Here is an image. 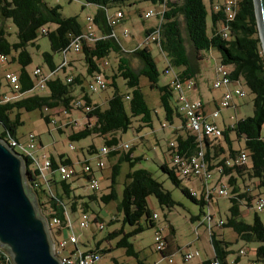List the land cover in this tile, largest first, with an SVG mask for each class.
Here are the masks:
<instances>
[{"label":"trees","instance_id":"trees-1","mask_svg":"<svg viewBox=\"0 0 264 264\" xmlns=\"http://www.w3.org/2000/svg\"><path fill=\"white\" fill-rule=\"evenodd\" d=\"M86 4L98 6V11L94 15L96 30L101 31V36L93 43H84L80 53L86 66L87 74L94 76L102 73L108 80V86L114 88V93L107 99V107L102 108L99 103L93 101L90 94L85 91L82 85L81 74L66 73L65 78L59 75L60 67L54 63L53 54L44 52L43 57L49 66V72L53 76L47 81L44 93H34L25 96L26 92L35 89L34 77L28 70L33 59L28 50V45H36V40L40 34L47 35L53 52H67L72 39L84 30L77 16L66 17L61 12V5H50L47 0H0V56L11 57L10 63L19 65V75L22 95L14 100L0 103V137L9 141L17 138V131L25 121L24 112L34 110L41 111V116L47 123H52L50 111L62 106L71 112L74 109L85 113L87 121L85 126L70 134L71 140H81L92 135L103 139V145L116 146L108 154L112 159L118 156L112 164L111 184L108 191L98 196L96 194L82 195L76 192L72 181L56 179L54 174L60 165H73L72 160L61 154L58 159L51 157L52 171L46 182H42L38 187H34V182L39 179V171L30 170L33 159L24 156L27 172L30 179V186L36 196L40 211L50 222L54 217L61 220L56 226L57 234H61L65 228V211H77L79 208L87 212L90 208V201H101L109 203L118 200L117 190L118 178L121 174L123 162H128L130 170L125 175L122 197L117 203V210L123 216V223L135 226L132 231L125 232L123 228L109 232L106 240L120 237L116 247L126 249L128 255H136L130 237L144 230L141 220H145L147 227L156 225L154 212L149 205V198L155 197L159 205L171 209L177 202L172 193L167 190L163 183L159 181L151 171L145 168L134 169L141 157H134L131 148L120 147L122 144L118 132H126L133 126V119L136 118L140 125L137 131L144 127L154 128V113L142 89L141 77L148 79V86L151 90L159 91L160 107L164 119L170 124L175 118L181 121V127L175 129L177 149L185 155H192L199 149V142L195 134H192L186 124V118L179 110L176 99V92L170 82L160 84V72L156 61L152 55L151 48L137 46L131 50H125L116 36L111 35L114 26L109 23V9L121 7L126 3L148 1L155 5L165 6L164 12L158 14L160 23L157 27L147 28L145 35L160 31L159 48L169 60L170 67L178 71L182 80L194 79L200 72V64L192 60L182 29L181 18L187 32L189 41L195 53H200L199 58L203 59L202 51L217 50L219 52L218 61L231 68L233 79L244 80L250 91L253 93V114L239 118L233 124H225L222 127V136L215 140L205 137V160L209 163L211 170H216L219 175L218 182H225L231 188V201L229 214L220 227L232 228L238 238L245 242H258L256 248L255 261L264 264V224L260 216L255 213L252 223L247 222L242 217L241 205L252 206L254 198L259 195L254 194V190L264 188V136L262 128L264 126V51L259 34V26L256 16L254 0H237L233 7V16L225 11L226 0H210L211 8L208 11L205 0H84ZM221 4L219 10H215L214 4ZM208 16L211 18V29L208 30ZM10 19L17 27V41L11 42L7 37L4 21ZM51 25L55 27L50 28ZM226 34V35H225ZM115 52L118 56L117 66L111 74L106 73L101 68V62ZM136 56L141 61V67L137 71L131 64V57ZM7 61V60H6ZM73 65L68 59L67 67ZM168 69V67H167ZM166 69V70H167ZM165 70V72H166ZM68 76H72L71 82L67 81ZM122 78L125 84L131 89L129 93H121L118 79ZM7 85H9L7 83ZM80 86L81 90L77 92ZM0 81V97L6 92L2 91ZM11 89V88H10ZM81 99L91 105V110L86 112L82 107L75 105L76 100ZM49 111L50 113H45ZM57 115L59 113H56ZM62 131L61 125H56ZM165 127L166 124L162 123ZM183 131L184 134L181 132ZM18 139V138H17ZM244 141V147L234 148L233 142ZM171 142V141H170ZM167 147L172 154L174 149L171 145ZM102 145V146H103ZM100 148L92 143L86 151V158L95 155ZM129 151H126V150ZM247 151L248 162L234 163L227 165V159L235 160L242 152ZM172 163L173 160L171 159ZM162 170L168 173L169 177L177 186H181L178 176L177 166L173 163L170 167L167 162L161 164ZM187 178V177H185ZM81 179V178H76ZM190 179V178H188ZM192 180V179H190ZM250 189V190H249ZM185 195L198 203L201 207L211 208V202L203 197L197 198L191 194L187 187H182ZM87 198V199H86ZM213 200V199H212ZM205 215V212H201ZM96 219H100L95 213ZM200 219V215H192L191 221ZM116 219H112L111 223ZM213 220V218H212ZM53 230V227H50ZM174 233V229H172ZM52 236L56 238L53 235ZM211 244L214 255L210 259L204 260V264H211L218 260L220 264H229L228 254L230 242L226 241L222 235L213 231L210 226ZM172 236L166 239L165 247L159 250L164 258L171 257L177 250V245L172 240ZM114 247H100V242L96 244V249L87 252L99 251L105 253L113 250ZM6 250L0 247V264H12L5 256ZM241 256L236 260L239 261Z\"/></svg>","mask_w":264,"mask_h":264},{"label":"rangeland","instance_id":"rangeland-1","mask_svg":"<svg viewBox=\"0 0 264 264\" xmlns=\"http://www.w3.org/2000/svg\"><path fill=\"white\" fill-rule=\"evenodd\" d=\"M50 5H61V12L63 16H77L79 22L86 27L88 25V16H94L98 11V6L94 4H86L84 0H47ZM210 11V0H205ZM161 9L160 5H155L148 1H140L133 3L123 4L121 7H112L109 9L110 15L116 14L118 10L123 11L124 16L122 20L114 26V30L118 40L125 50H131L141 45L145 38V30L147 28L157 27L160 23L158 17V11ZM148 11H154V14L149 18H145L144 14ZM160 14V13H159ZM183 34L185 37L186 45L189 54L196 64H200V72L197 74L196 80L199 83V88L196 92L187 91L188 96L192 98H204L208 100L209 111L212 112L217 109L219 103L216 104L214 99H221L224 95V88H213V82L216 78L215 67L218 62L219 52L217 50L202 51L203 59H200V53H195L192 44L188 39L187 32L181 18ZM4 27L7 31V37L11 42L17 41V27L10 19L4 21ZM55 26L51 25L53 29ZM211 29V18L208 16V30ZM98 37L101 36V31L96 30ZM127 32V35L124 33ZM152 55L156 61L158 70L160 72V84L169 83L172 79V71L165 72L168 66V61L165 54L160 50L159 46L155 43L150 46ZM28 50L32 55V63L28 67L29 72L37 66H40L44 72L49 71V66L45 62L43 53L51 52L53 54L54 63L60 66L64 61V54L61 52H53L51 44L47 35L40 34L36 40V45L29 44ZM67 58L72 61L73 65L67 67L66 72L59 70V75L65 78L66 73L81 74L83 78V86L90 96L99 103L102 108L107 107V99L114 93V88L108 86L106 89H100L96 92L90 91L89 82L93 79V76L87 74L86 66L83 60L82 53L74 52L73 50L67 52ZM11 57H7V61L0 60V81L2 83V91H10V86L7 85L5 75L7 72L15 71L19 67L17 63H10ZM118 56L115 52H111L101 62V68L108 74L113 72V69L117 66ZM131 64L137 71L141 67V61L138 57H131ZM36 80V78H34ZM121 93H129L131 89L125 84L122 78L118 79ZM142 89L146 95L149 105L157 111L154 113V128L144 127L140 131H137V127L140 122L134 118L133 126L126 132H118L117 136L120 139L121 144H128L131 148L134 157H141V160L136 164L134 169L145 168L153 173V175L163 183L164 187L172 193L173 198L177 204L168 209L162 207L157 202L156 198L151 196L149 198V205L154 213L157 214L156 225L154 227H147L145 220L142 219L141 223L144 225V230L140 233L129 238L133 243L136 255H128L125 248L116 247L117 241L120 237L112 240H106V236L109 232L116 229L123 228L125 232L132 231L135 226L124 224L123 216L117 210V203L122 197L123 184L125 181V175L130 170L128 162H123L121 174L118 178L117 190L119 192L118 200H113L109 203H103L101 201H90V208L88 213L90 215L99 214L100 220L104 222L105 228L100 230L95 223H91L88 227L82 229L80 227V219L82 216V209L72 212L69 210L73 228L67 231L57 234L56 228L53 226V235L56 239H63L67 235L76 234L79 238L77 247L80 251H89L96 249V244L100 242L101 249L114 247L113 250L100 253L101 260L99 264H203V261L207 257H212L214 251L211 244L209 223H212L213 231L219 235H222L224 239L231 244L229 249L232 250L228 254L229 264H250L256 259V248L259 246L258 242H245L238 238L237 233L229 227L217 226V221L222 218L226 220L229 214V207L231 205L230 198L228 196H215L211 202V208L205 206L201 207L198 203L194 202L191 198L185 195L182 191V187H187L189 190L200 191V182L197 179H188L178 174L181 180V186H177L173 180L169 177L161 168V164L167 162L170 167H173L171 161L172 154L168 151L167 147L170 141H174L176 134L175 129L181 126L179 118H175V122L170 124L164 119L162 109L160 107L159 91L151 90L148 86V79L144 76L141 77ZM80 86L76 89L77 92L81 90ZM246 95L244 97H235V105L240 109L236 111V106L223 109L220 117L217 119V123L220 127H224L225 124H233L239 118L247 117L253 114V98L254 95L246 85L245 81L241 80V85ZM47 89L40 90L35 88L32 91L26 92L25 96L33 95L34 93H44ZM202 95V96H201ZM220 102V101H219ZM62 109V106L54 109V112H58ZM45 113H50L45 111ZM52 113V112H51ZM50 113V114H51ZM53 114V113H52ZM53 116V115H52ZM59 124L62 127L60 131L53 123H47L41 116V111L34 110L30 112H24L23 119L25 123L18 128L17 138L21 143L28 145V136L30 133L36 136V147H28L29 152H33L37 161L43 162L46 157H53L58 159L61 154L69 157L77 169H81V161L85 160L87 147L94 143L97 148H101L103 145V139L96 135L89 136L81 140H71L70 134L73 131L82 129L85 126L87 118L85 113L80 110L74 109L67 116L54 114ZM68 117L71 119L67 122ZM162 123L166 126L163 127ZM58 124V125H59ZM1 130V127H0ZM262 135L264 136V126L262 128ZM234 148L244 147V141L233 142ZM17 151L22 150L21 146L16 147ZM126 151H129L128 149ZM95 156V155H94ZM94 156L91 157V162H95ZM118 156H114L112 159L106 157V165L102 170L96 171V177L99 180V189L93 190L85 187L87 185V179L72 178L69 181L73 182V187L76 188V192L82 195L96 194L98 196L108 191V186L111 184L112 164L117 160ZM250 164V162H248ZM37 164L30 165V170L34 171ZM56 179H61V174L57 171L54 174ZM219 175L215 173L216 181ZM226 182L227 178L222 179ZM213 181V183H214ZM255 195H259L264 200V188L254 190ZM87 199V198H86ZM258 198H254L252 206L248 207L244 204L241 205L242 217L247 222L252 223L255 213H257L264 224V209H257ZM202 210L205 212L203 215ZM192 215H200V219L191 221ZM207 215H212L213 220L210 222ZM116 220L111 223L112 218ZM204 221L205 223H202ZM174 229V233H172ZM160 230V234L163 236L166 242L167 238L173 237L172 240L177 245V252L171 257L164 258L159 250L156 248V236ZM191 245L193 250H198L199 255L195 256L190 261H185L181 249ZM73 244H69L67 250L62 254L66 255L71 249H74ZM240 250H245L246 255H242L240 261L236 260L239 257ZM169 258L172 261H169ZM260 264V263H258Z\"/></svg>","mask_w":264,"mask_h":264},{"label":"built area","instance_id":"built-area-1","mask_svg":"<svg viewBox=\"0 0 264 264\" xmlns=\"http://www.w3.org/2000/svg\"><path fill=\"white\" fill-rule=\"evenodd\" d=\"M237 0H226L224 3L225 11L229 14V17L233 16V7L235 6ZM215 10H219L221 8V4H214ZM165 6H161V9L158 11V14L164 12ZM154 14V11H148L144 14L145 18H149ZM124 16L123 11L118 10L116 14L110 15L109 13V23L115 26L118 24ZM88 25L84 27L82 33L78 34L72 39V42L67 49L68 51L73 50L74 52L80 53L84 43H93L99 37L96 32L95 24H94V16H88ZM161 21V20H160ZM127 35V32L124 33ZM111 35L116 36L115 30ZM226 35V34H225ZM117 37V36H116ZM160 39V31L157 29L154 33L145 36L140 46L150 47L151 44L155 43L159 44ZM67 52L64 56V61L59 66V69L64 70L67 66L68 58ZM167 59V58H166ZM1 61H6L7 58L3 55L0 56ZM168 61V69L166 72L172 71V79L170 84L174 91L176 92V99L179 105V110L186 118V124L188 130L195 134L197 141L199 142V149L196 153L192 155H185L180 153L176 148L177 144L175 141H171L170 145L174 148L172 150V160L173 163L177 166V170L179 175L183 177H187L190 179H197L200 182V191L191 190V194L197 198L203 197L205 200L212 202V199L216 196H230L231 188L225 182H218L217 180L213 183L215 179L216 170H211L209 168V163L205 160V147H204V139L205 137L210 140H215L222 136V127L216 122V120L220 117L221 111L226 108H230L235 106L234 98L235 97H244L246 92L241 85V80L233 79L231 76V68L227 65L222 64L221 62H217L215 67L216 70V78L213 82V88L219 89L224 88V95L219 102V106L216 110L212 112H208L206 110V105L204 101L200 98H192L188 96L187 91L193 90L196 87V81L194 79L182 80L179 78L178 71L172 67H170L169 60ZM31 75L36 78L35 80V88L40 90L46 89L47 81L53 76V72H44L40 66H37L30 72ZM5 79L10 86V91L4 92L0 97L1 102H7L14 99L19 98L22 93L20 75L18 72L10 71L5 75ZM73 80L72 76H68L67 81L71 82ZM108 87V80L102 73H97L93 76V79L89 82V90L92 92H96L100 89H106ZM75 105L78 107H82L84 111L88 112L91 110V105L87 104L85 101L78 99L75 102ZM53 114L59 113L67 116L69 114L68 110L62 107L58 112H54V110L50 111ZM51 122L54 125H58L59 121L54 115L52 116ZM60 125V124H59ZM36 136L32 133L28 136V145L21 143L19 139H11L7 141L14 149L16 147L21 146L22 150L18 152L23 156H27L33 159V163H36L37 166L35 169L39 171V179L34 182V187H38L40 183L46 182L49 177L50 172L52 171V161L51 157H46L43 162L37 161L36 156L33 155V152L28 151V147H36L35 144ZM121 148H129L128 144H122ZM116 146L110 147L107 145H103L97 154L92 155L95 157V162L92 163V158H85L84 161H81L82 167L81 169H77L75 163L71 166L69 165H60L57 171L61 174V180L69 181L72 178H86L87 185H85L88 189L98 190L99 189V180L96 177V171L102 170L106 165V157L110 153L111 150L115 149ZM17 150V149H16ZM227 165H233L234 163H246L248 162V153L247 151H242L235 160L227 159ZM56 171V172H57ZM217 174V173H216ZM250 190V189H249ZM257 209H264V200L259 196L257 201ZM66 221L64 230L73 228V222L68 210L65 211ZM154 218H158L157 214L154 213ZM96 215H90L88 212H83L80 219V227L82 229L88 227L91 223H95L100 230L105 228V224L100 219H96ZM209 221H212L213 216L207 215ZM112 219H115L114 217ZM61 223V220L57 217H54L50 222H48L49 227H56ZM202 223H205L202 221ZM212 223H209V228ZM218 225L223 224V219L220 218L217 221ZM51 229V228H50ZM63 231V232H65ZM62 232V233H63ZM52 233V230H51ZM160 230L156 236V248L157 250H162L165 247V242L163 236L160 234ZM52 235V234H51ZM54 241V252L56 256L61 260L63 264H99L101 260V254L99 251L87 252L80 251L77 247L79 243V238L76 234L67 235V237L63 239H56L52 236ZM69 244H73L75 247L71 249L68 254L63 255L62 253L67 250ZM183 254V258L185 261H190L195 256L199 255L198 250H193L191 245L186 246L181 249ZM246 255L245 250H240L239 256ZM6 259L11 260L9 255L5 253ZM171 262L172 259L169 258ZM211 264H220L218 260H214ZM250 264H258L255 260L250 262Z\"/></svg>","mask_w":264,"mask_h":264},{"label":"water","instance_id":"water-1","mask_svg":"<svg viewBox=\"0 0 264 264\" xmlns=\"http://www.w3.org/2000/svg\"><path fill=\"white\" fill-rule=\"evenodd\" d=\"M264 51V0H254ZM0 247L12 264H63L33 194L24 156L0 137Z\"/></svg>","mask_w":264,"mask_h":264},{"label":"crops","instance_id":"crops-1","mask_svg":"<svg viewBox=\"0 0 264 264\" xmlns=\"http://www.w3.org/2000/svg\"><path fill=\"white\" fill-rule=\"evenodd\" d=\"M15 72H18L19 73V67L18 68H16L15 69ZM199 88V83H198V81L196 80V87L193 89V90H190L189 92L191 93V92H196V90ZM225 91V90H224ZM202 96V95H201ZM93 99V98H92ZM203 101H204V103H205V105H206V110L208 111V112H210L209 111V104L207 103V102H209L208 100H205L204 98H201ZM222 99V98H221ZM221 99H214V101L216 102V104H218L219 103V101L221 100ZM93 101L94 102H96L94 99H93ZM97 103V102H96ZM236 106V111L238 110V109H240L239 108V106H237V105H235ZM59 115H62V114H58V116ZM65 116V115H64ZM71 119L68 117V119H67V122H69ZM174 122H175V120H174ZM216 122H217V120H216ZM179 127H181V126H178V127H176V129L177 128H179ZM74 132V131H73ZM182 134H184L183 133V131L181 132ZM83 153L85 154V151L83 150ZM219 179H217V181H218ZM214 183H215V181H214ZM213 255H214V253H213ZM213 255H212V257H213ZM212 257H207L206 259H210V258H212ZM205 259V260H206ZM240 261V260H239ZM204 262V261H203ZM228 262H229V260H228ZM204 264V263H203Z\"/></svg>","mask_w":264,"mask_h":264}]
</instances>
